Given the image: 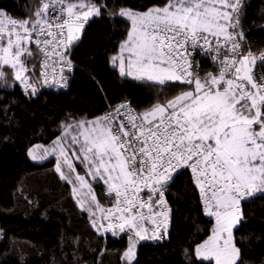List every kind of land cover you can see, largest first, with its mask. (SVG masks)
Returning a JSON list of instances; mask_svg holds the SVG:
<instances>
[{
    "label": "snow or ice",
    "instance_id": "snow-or-ice-1",
    "mask_svg": "<svg viewBox=\"0 0 264 264\" xmlns=\"http://www.w3.org/2000/svg\"><path fill=\"white\" fill-rule=\"evenodd\" d=\"M241 6L242 0H164L145 11L113 13L130 22L112 57L120 75L187 88L141 111L124 102L93 119L65 123L62 136L43 148L40 158L55 156V171L94 227L99 220V228L113 235L116 229L130 233L123 254L129 262L134 238H148L147 222L151 239L167 236L166 192L174 174L187 168L205 214L214 218L195 256L207 264H243L233 236L239 205L264 192V75L254 71L257 60L264 64V51L242 50L236 31ZM102 7L94 0H41L25 19L0 12V80H7V68L35 95L38 62V80L66 86L78 34ZM197 49L211 54L217 71L194 72ZM29 156L37 159L31 149ZM90 181L103 183L110 207L99 203Z\"/></svg>",
    "mask_w": 264,
    "mask_h": 264
},
{
    "label": "trees",
    "instance_id": "trees-1",
    "mask_svg": "<svg viewBox=\"0 0 264 264\" xmlns=\"http://www.w3.org/2000/svg\"><path fill=\"white\" fill-rule=\"evenodd\" d=\"M94 2L107 7L89 18L72 48L75 69L66 89L27 94L7 68V80H0V264H207L195 256V248L214 223L203 213L199 189L188 171L179 172L168 190L173 210L168 236L141 240L135 261L129 263L123 258L127 233H104L99 220L94 227L72 186L55 171L56 158L37 162L28 154L37 142H53L65 123L104 114L109 105L125 99L141 111L187 88L121 76L111 61L130 27L113 13L121 8L146 10L164 0ZM40 4L41 0H0V7L19 19L28 18ZM238 29L244 51H264V0L244 1ZM38 66L37 62L36 73ZM254 71L264 75V64L257 60ZM104 189L95 183L102 206L108 202ZM234 237L243 264H264L263 192L241 201Z\"/></svg>",
    "mask_w": 264,
    "mask_h": 264
},
{
    "label": "built area",
    "instance_id": "built-area-1",
    "mask_svg": "<svg viewBox=\"0 0 264 264\" xmlns=\"http://www.w3.org/2000/svg\"><path fill=\"white\" fill-rule=\"evenodd\" d=\"M244 1L245 0H242V6H241L240 12H239V19H240V13H241L242 7L244 5ZM0 12L5 13V14H7V16H10L12 18L19 19L18 17L9 15L6 12V10L3 9V8H1V7H0ZM236 31L238 33H240V30L238 28L236 29ZM242 37H243V35H242ZM240 43L242 45V50L244 51V48H243V38L241 39ZM33 48L35 49L34 46H33ZM245 52H247V51H245ZM191 59H192V64H193V70H194V72L197 73V74H199L200 76H204L207 72H215V71H217L216 65L213 63V61L211 59V54H209V53H207V52H205L203 50L197 49L194 52V54L192 55ZM72 64H73L72 70L70 72H65V75L67 76V84L64 87H61V86L57 85L56 83L51 82V80L47 84L43 83V79L42 78H40L38 80L37 77H38L39 72H40V67L38 66V73H36V75L33 76V83L37 87V92H39L42 89H58V90L66 89L69 86V84H70V80H71L73 71L75 69V63L73 61H72ZM22 87H23V85H22ZM23 89H24V87H23ZM124 102L130 103V105H131L132 108H134L137 111H140L130 100L125 99V100H121V101H118V102H116L114 104L109 105V107L105 110V112H107L110 107H115V106H117V105H119L121 103H124ZM181 171H188L191 174V176H192V173H191V170L190 169L185 168V169L180 170L179 172H181ZM178 173H175L174 174L173 180L175 179V177L177 176ZM173 180L170 182V184L173 182ZM170 184H169V187H170ZM168 190H169V188H168ZM168 190L166 192V197H165L166 198V201H167V204H168V207L170 209V212H169V220H168V225H167V236H168V233H169V227H170V224H171V221H172V215H173L172 206H171L170 201L168 199ZM104 195H105V189H104ZM199 196H200V202H201L202 210H203V213L205 214L204 208H203V204H202V201H201L200 192H199ZM105 197L108 199V202L105 203L104 208H108V207H110L112 205V200L110 198H108L106 195H105ZM251 198H252V196L249 197V198H242L241 201H243V200H249ZM240 211H241V203L239 205V212ZM207 217L210 218V219H212L213 220V223H214V218L213 217H209V216H207ZM103 223L106 225L108 222L107 221H104ZM146 226L149 228V231L146 233V235H147V237H150L151 238V236H152V227L153 226H152V224H151L150 221L147 222ZM101 230L104 233L112 232L111 230L105 231L104 228H101ZM0 238H1V234H0ZM152 240H154V239H152ZM155 240H160V239H155Z\"/></svg>",
    "mask_w": 264,
    "mask_h": 264
},
{
    "label": "rangeland",
    "instance_id": "rangeland-1",
    "mask_svg": "<svg viewBox=\"0 0 264 264\" xmlns=\"http://www.w3.org/2000/svg\"><path fill=\"white\" fill-rule=\"evenodd\" d=\"M129 9H131V8H129ZM132 10H134V11H145V10H136V9H132ZM147 10V9H146ZM85 26V25H84ZM84 28V27H83ZM83 30V29H82ZM82 30H81V32L78 34L79 35V37L81 36V34H82ZM116 55H118V54H116ZM115 55V56H116ZM111 61H112V59H111ZM112 64H113V61H112ZM114 65V64H113ZM117 68H118V62H117V64L115 65ZM119 69V68H118ZM101 115H103V114H101ZM101 115H98V116H101ZM98 116H94V117H89V118H83V119H93V118H95V117H98ZM80 120H82V119H80ZM62 134H63V130H62V132L54 139V141L58 138V137H61L62 136ZM53 141V142H54ZM53 142H51V143H43V142H37V143H35L33 146H31L30 148H29V150L31 149L32 151H33V153L37 156V159H35L34 161H37V162H40V161H44V160H46V159H48L49 157H52V155H49V156H47L46 158H44V159H41L40 157L41 156H43L44 155V153H43V148H51V146L53 145ZM35 146H43L42 148H40V149H38V148H36ZM29 150H28V154H29ZM31 157V156H30ZM55 157V156H54ZM77 171H79L82 175L84 174V169L81 167V166H79V165H77ZM91 182V181H90ZM92 183V187H93V189H94V192H95V195H96V197H97V194H96V191H95V183H97V182H91ZM99 183H102V182H99ZM103 184V183H102ZM264 193V192H263ZM104 207V206H103ZM239 214L241 215V211L239 212ZM98 215H100V214H98ZM116 231V235H120V234H122L121 232H119V230L118 229H116L115 230ZM113 233V232H112ZM123 233H127V235H128V238H129V235H130V233L126 230L125 232H123ZM233 236H234V228H233ZM134 239H137V243H136V247H137V244L141 241V240H138V238H134ZM234 241H235V237H234ZM236 243V242H235ZM199 244V243H198ZM197 244V245H198ZM196 245V246H197ZM129 246V245H128ZM237 246V245H236ZM136 247H135V256H134V258H133V260L131 261V262H129V261H127L125 258H124V256H123V258L127 261V262H129V263H132V262H134L135 261V259H136ZM238 247V246H237ZM128 248V247H127ZM127 250V249H126ZM125 250V251H126Z\"/></svg>",
    "mask_w": 264,
    "mask_h": 264
},
{
    "label": "crops",
    "instance_id": "crops-1",
    "mask_svg": "<svg viewBox=\"0 0 264 264\" xmlns=\"http://www.w3.org/2000/svg\"><path fill=\"white\" fill-rule=\"evenodd\" d=\"M147 236V235H146Z\"/></svg>",
    "mask_w": 264,
    "mask_h": 264
}]
</instances>
